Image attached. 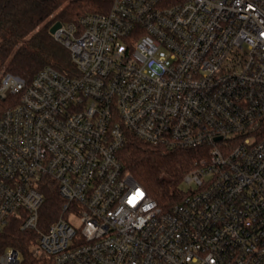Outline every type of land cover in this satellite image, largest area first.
Here are the masks:
<instances>
[{
  "label": "built area",
  "instance_id": "obj_1",
  "mask_svg": "<svg viewBox=\"0 0 264 264\" xmlns=\"http://www.w3.org/2000/svg\"><path fill=\"white\" fill-rule=\"evenodd\" d=\"M54 38L71 73L0 83V232L35 235L0 264H264V0H112ZM131 138L197 152L170 209L125 170Z\"/></svg>",
  "mask_w": 264,
  "mask_h": 264
},
{
  "label": "trees",
  "instance_id": "obj_2",
  "mask_svg": "<svg viewBox=\"0 0 264 264\" xmlns=\"http://www.w3.org/2000/svg\"><path fill=\"white\" fill-rule=\"evenodd\" d=\"M112 0H0V68L3 76H16L30 81L46 66L71 73L69 50L50 33L53 25L77 22L89 13H106ZM16 104V98L0 96V119ZM119 157L127 172L141 184L159 205L168 210L179 199L181 181L198 159L196 151L168 150L131 138ZM45 203L40 222L48 226L60 216L62 199L54 182L42 186ZM20 222H12L0 232V251L14 247L23 250V243L34 234L20 230ZM24 252H28L27 248Z\"/></svg>",
  "mask_w": 264,
  "mask_h": 264
},
{
  "label": "water",
  "instance_id": "obj_3",
  "mask_svg": "<svg viewBox=\"0 0 264 264\" xmlns=\"http://www.w3.org/2000/svg\"><path fill=\"white\" fill-rule=\"evenodd\" d=\"M62 26L60 21L56 22L53 27L50 29V33L54 35V33Z\"/></svg>",
  "mask_w": 264,
  "mask_h": 264
},
{
  "label": "rangeland",
  "instance_id": "obj_4",
  "mask_svg": "<svg viewBox=\"0 0 264 264\" xmlns=\"http://www.w3.org/2000/svg\"><path fill=\"white\" fill-rule=\"evenodd\" d=\"M3 76V72H2V70H1V68H0V77H2ZM6 77V76H5ZM184 188H186V189H188V186H186V185H184L183 186Z\"/></svg>",
  "mask_w": 264,
  "mask_h": 264
}]
</instances>
